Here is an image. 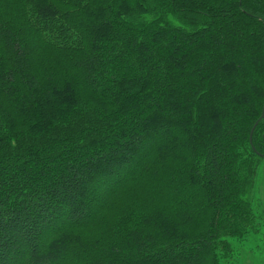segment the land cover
Returning a JSON list of instances; mask_svg holds the SVG:
<instances>
[{
    "label": "trees",
    "instance_id": "16d2710c",
    "mask_svg": "<svg viewBox=\"0 0 264 264\" xmlns=\"http://www.w3.org/2000/svg\"><path fill=\"white\" fill-rule=\"evenodd\" d=\"M262 162L264 0H0V264H220Z\"/></svg>",
    "mask_w": 264,
    "mask_h": 264
},
{
    "label": "rangeland",
    "instance_id": "374dc122",
    "mask_svg": "<svg viewBox=\"0 0 264 264\" xmlns=\"http://www.w3.org/2000/svg\"><path fill=\"white\" fill-rule=\"evenodd\" d=\"M252 200L254 213L264 210V162L257 171ZM258 216L255 231H248L240 240L227 239L232 254L230 258L220 261V264H264V215Z\"/></svg>",
    "mask_w": 264,
    "mask_h": 264
}]
</instances>
